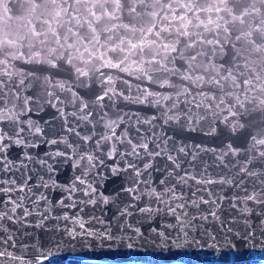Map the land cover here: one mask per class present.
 Returning <instances> with one entry per match:
<instances>
[{
	"label": "water",
	"instance_id": "water-1",
	"mask_svg": "<svg viewBox=\"0 0 264 264\" xmlns=\"http://www.w3.org/2000/svg\"><path fill=\"white\" fill-rule=\"evenodd\" d=\"M264 262V0H0V264Z\"/></svg>",
	"mask_w": 264,
	"mask_h": 264
},
{
	"label": "rangeland",
	"instance_id": "rangeland-1",
	"mask_svg": "<svg viewBox=\"0 0 264 264\" xmlns=\"http://www.w3.org/2000/svg\"><path fill=\"white\" fill-rule=\"evenodd\" d=\"M62 264H98V263H92V262H86V261H68Z\"/></svg>",
	"mask_w": 264,
	"mask_h": 264
},
{
	"label": "trees",
	"instance_id": "trees-1",
	"mask_svg": "<svg viewBox=\"0 0 264 264\" xmlns=\"http://www.w3.org/2000/svg\"><path fill=\"white\" fill-rule=\"evenodd\" d=\"M245 264H264V262L254 261V262H247Z\"/></svg>",
	"mask_w": 264,
	"mask_h": 264
}]
</instances>
